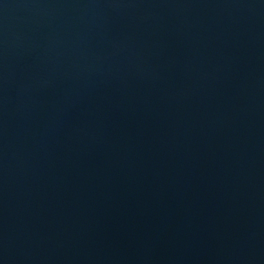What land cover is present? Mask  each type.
I'll use <instances>...</instances> for the list:
<instances>
[{
  "label": "water",
  "instance_id": "1",
  "mask_svg": "<svg viewBox=\"0 0 264 264\" xmlns=\"http://www.w3.org/2000/svg\"><path fill=\"white\" fill-rule=\"evenodd\" d=\"M197 0H0V264H102Z\"/></svg>",
  "mask_w": 264,
  "mask_h": 264
}]
</instances>
